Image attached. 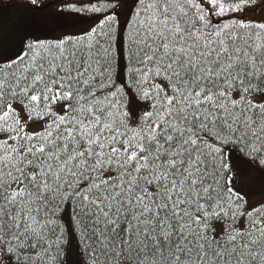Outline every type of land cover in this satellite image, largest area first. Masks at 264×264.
I'll list each match as a JSON object with an SVG mask.
<instances>
[{
  "label": "snow or ice",
  "instance_id": "obj_1",
  "mask_svg": "<svg viewBox=\"0 0 264 264\" xmlns=\"http://www.w3.org/2000/svg\"><path fill=\"white\" fill-rule=\"evenodd\" d=\"M25 6L0 264H264V0Z\"/></svg>",
  "mask_w": 264,
  "mask_h": 264
},
{
  "label": "rangeland",
  "instance_id": "obj_2",
  "mask_svg": "<svg viewBox=\"0 0 264 264\" xmlns=\"http://www.w3.org/2000/svg\"><path fill=\"white\" fill-rule=\"evenodd\" d=\"M8 3L13 6L0 9V48L5 50L18 42L32 16L25 6V1ZM250 15L256 18L264 17V9Z\"/></svg>",
  "mask_w": 264,
  "mask_h": 264
},
{
  "label": "trees",
  "instance_id": "obj_3",
  "mask_svg": "<svg viewBox=\"0 0 264 264\" xmlns=\"http://www.w3.org/2000/svg\"><path fill=\"white\" fill-rule=\"evenodd\" d=\"M10 1H25V0H0V4H2V3H8V2H10ZM262 9H264V8H262ZM262 9H260V10H262ZM259 10V11H260ZM29 21V20H28Z\"/></svg>",
  "mask_w": 264,
  "mask_h": 264
}]
</instances>
